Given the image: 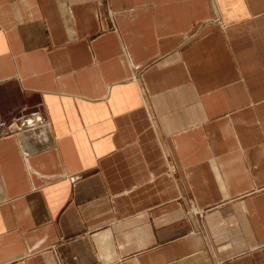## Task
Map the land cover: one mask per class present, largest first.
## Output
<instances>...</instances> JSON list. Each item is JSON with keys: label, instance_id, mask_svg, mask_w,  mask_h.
Here are the masks:
<instances>
[{"label": "crops", "instance_id": "crops-1", "mask_svg": "<svg viewBox=\"0 0 264 264\" xmlns=\"http://www.w3.org/2000/svg\"><path fill=\"white\" fill-rule=\"evenodd\" d=\"M0 264H264V0H0Z\"/></svg>", "mask_w": 264, "mask_h": 264}]
</instances>
